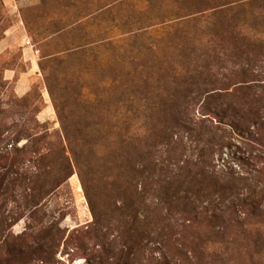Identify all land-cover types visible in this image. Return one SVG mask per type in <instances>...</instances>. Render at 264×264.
Masks as SVG:
<instances>
[{
	"label": "rangeland",
	"instance_id": "rangeland-1",
	"mask_svg": "<svg viewBox=\"0 0 264 264\" xmlns=\"http://www.w3.org/2000/svg\"><path fill=\"white\" fill-rule=\"evenodd\" d=\"M0 153V264H264V0H0Z\"/></svg>",
	"mask_w": 264,
	"mask_h": 264
},
{
	"label": "trees",
	"instance_id": "trees-1",
	"mask_svg": "<svg viewBox=\"0 0 264 264\" xmlns=\"http://www.w3.org/2000/svg\"><path fill=\"white\" fill-rule=\"evenodd\" d=\"M6 157H7L6 154L0 153V172L1 171H4L5 172L4 175H2V173H0V188L4 187L6 185L4 183V180L5 181L7 180L6 182H8V179L11 177V176H8V174H9V171L11 172V169H12L11 168V165H12V163L11 162H8L7 159H6ZM4 159L8 163H3V160ZM202 173L204 175H207V176L212 177V180H213V183H214V184H212V186H214V187L221 186V183L219 182L220 176H216V174H213V172L212 173H208V174H206L204 172H202ZM190 180H191V178H190ZM6 186H8V185H6ZM202 188H203L202 186L197 188V191H198L197 192V195H199V194H201L203 192ZM225 188L223 187V189H225Z\"/></svg>",
	"mask_w": 264,
	"mask_h": 264
}]
</instances>
